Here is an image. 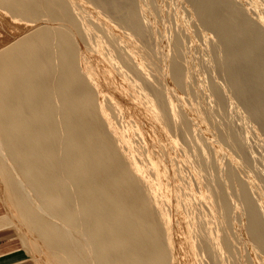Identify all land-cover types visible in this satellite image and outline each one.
<instances>
[{"label": "bare ground", "instance_id": "6f19581e", "mask_svg": "<svg viewBox=\"0 0 264 264\" xmlns=\"http://www.w3.org/2000/svg\"><path fill=\"white\" fill-rule=\"evenodd\" d=\"M241 1L0 0V194L39 264H264Z\"/></svg>", "mask_w": 264, "mask_h": 264}, {"label": "rangeland", "instance_id": "374dc122", "mask_svg": "<svg viewBox=\"0 0 264 264\" xmlns=\"http://www.w3.org/2000/svg\"><path fill=\"white\" fill-rule=\"evenodd\" d=\"M243 1H241V2H243L242 5L246 6V7L245 6H243V7L247 9V10L245 9L248 12V13L246 12L247 14H251L252 17H255V16H253V15H255L253 10H255L259 13L258 16H264V0H261L260 3H257L255 0H246V2H245V0H243ZM176 12L177 11H174V13H172L171 15L174 17V15H177ZM251 15H249V16H251ZM177 17L178 16H176V18L174 17L175 19L173 18L174 22H176L175 20L178 19ZM0 47H1V45H0ZM230 154L231 153H229V155ZM6 206L7 205H5V201L0 194V222H1L0 227L2 228L1 232L3 234L12 235V237H10V238L12 239L11 243H12L13 247H24V248H26L31 255L32 264H39L37 258L39 259L41 257V255L39 253H36L37 256L35 254H33L35 252H32L30 246L28 244L24 243L23 237L19 235V233L21 231L19 229H17L15 223L10 219L9 215H11V213H10V210L8 209V207H6ZM11 224H13V225H11ZM38 254H39V256H38Z\"/></svg>", "mask_w": 264, "mask_h": 264}, {"label": "crops", "instance_id": "0c3cea01", "mask_svg": "<svg viewBox=\"0 0 264 264\" xmlns=\"http://www.w3.org/2000/svg\"><path fill=\"white\" fill-rule=\"evenodd\" d=\"M1 231L0 227V264H32L29 251L24 247H13L10 238L12 235Z\"/></svg>", "mask_w": 264, "mask_h": 264}]
</instances>
